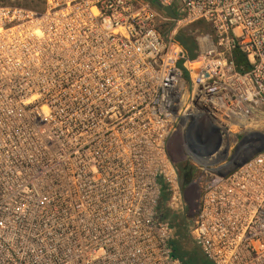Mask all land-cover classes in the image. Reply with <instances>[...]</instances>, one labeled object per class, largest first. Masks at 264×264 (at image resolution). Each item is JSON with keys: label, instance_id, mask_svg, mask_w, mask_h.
Returning <instances> with one entry per match:
<instances>
[{"label": "built area", "instance_id": "built-area-1", "mask_svg": "<svg viewBox=\"0 0 264 264\" xmlns=\"http://www.w3.org/2000/svg\"><path fill=\"white\" fill-rule=\"evenodd\" d=\"M263 116L264 0L0 5V264H182L187 206L208 264H264V149L224 177L193 162L186 189L168 149L193 119L230 150Z\"/></svg>", "mask_w": 264, "mask_h": 264}, {"label": "water", "instance_id": "water-1", "mask_svg": "<svg viewBox=\"0 0 264 264\" xmlns=\"http://www.w3.org/2000/svg\"><path fill=\"white\" fill-rule=\"evenodd\" d=\"M155 4L161 7L158 3ZM162 9L167 15L172 17L175 16L171 8L163 7ZM199 130L204 133V137L200 136ZM178 135H180L181 141L184 142L187 147V150L183 149V155L189 161L201 163L211 156H215L216 159L220 156V158L214 162L217 168L212 170L214 174L220 177H224L233 170L239 168L251 157L264 149V134L261 132H247L238 139L233 152L226 160V155L229 151L228 145L222 138L220 131L207 122L193 119L189 120L184 125L183 130ZM171 139L168 141V149ZM194 157H196V159H194ZM172 159L176 163L173 157Z\"/></svg>", "mask_w": 264, "mask_h": 264}, {"label": "rangeland", "instance_id": "rangeland-1", "mask_svg": "<svg viewBox=\"0 0 264 264\" xmlns=\"http://www.w3.org/2000/svg\"><path fill=\"white\" fill-rule=\"evenodd\" d=\"M0 5L18 6L29 9H39L42 6V0H0ZM184 30H186L192 36H196L204 33H211V28L207 24L201 22H198L191 26H187L184 28ZM263 123H264V116L260 118L256 126L251 127L253 128V132H261L264 134ZM241 136L239 137V139L241 138ZM176 140L177 139L175 137L171 139V142L169 144V151L171 156L176 160L177 168L179 169L181 174H183L184 170H186L185 171L186 174L189 171L188 173L193 174L194 178L198 177L200 174L198 167L195 166L192 161H189L188 159L185 158V156L183 155L184 153L183 151H181L179 154L176 153L175 151ZM234 148L235 147H233L228 151L226 155V160L230 157ZM187 187L188 185L185 186L184 189H186ZM192 196H195L194 189H190L188 191V197H192ZM188 213H189V208L187 206L184 212H179L173 216L174 240L178 243V246L182 251L192 253L194 254V256L198 257L197 259L198 264H208L205 261L204 257L202 256V254L193 247L190 241L188 228H187Z\"/></svg>", "mask_w": 264, "mask_h": 264}, {"label": "trees", "instance_id": "trees-1", "mask_svg": "<svg viewBox=\"0 0 264 264\" xmlns=\"http://www.w3.org/2000/svg\"><path fill=\"white\" fill-rule=\"evenodd\" d=\"M175 40L184 48L190 59H194L196 57L195 50L197 49V45L194 36H192L190 33H188L186 30L183 29L178 31V33L175 36ZM234 58H235V63L238 67H242L244 70L248 69V64L245 58L241 54L235 53ZM185 77H188L187 73H185ZM185 171L186 170H184L183 174L180 173L181 179L183 181V187L189 185L194 178L193 174L188 173L189 171L186 174ZM161 196L162 197L159 203V209L165 210L164 204L168 197V193L165 190V186L162 187ZM164 219H166V211H165ZM172 246H173V255L176 258H178L183 264H189V260H194L192 261L193 263L190 264H198L197 261L198 257L194 256V254L192 253L182 251L179 248L178 243L176 241H173Z\"/></svg>", "mask_w": 264, "mask_h": 264}, {"label": "bare ground", "instance_id": "bare-ground-1", "mask_svg": "<svg viewBox=\"0 0 264 264\" xmlns=\"http://www.w3.org/2000/svg\"><path fill=\"white\" fill-rule=\"evenodd\" d=\"M264 124V123H263ZM262 124V125H263ZM247 129H249V126H247ZM199 132H200V136H202V137H204L203 135H204V133L202 132V131H200L199 130ZM177 140H176V143H175V151H176V153H180L181 151H183V149H185V150H187V147H186V145L184 144V142H182L181 141V137H180V135H178V136H176L175 137ZM224 141H226V139H224ZM219 158H220V156H219ZM218 158V159H219ZM194 159H196V157H194ZM198 159V158H197ZM218 159H215L214 160V158H212L211 160H210V162H207V161H204V163H214V162H216ZM200 163V162H199Z\"/></svg>", "mask_w": 264, "mask_h": 264}, {"label": "flooded vegetation", "instance_id": "flooded-vegetation-1", "mask_svg": "<svg viewBox=\"0 0 264 264\" xmlns=\"http://www.w3.org/2000/svg\"><path fill=\"white\" fill-rule=\"evenodd\" d=\"M192 261H194V260H189V264H190V263H193Z\"/></svg>", "mask_w": 264, "mask_h": 264}, {"label": "crops", "instance_id": "crops-1", "mask_svg": "<svg viewBox=\"0 0 264 264\" xmlns=\"http://www.w3.org/2000/svg\"><path fill=\"white\" fill-rule=\"evenodd\" d=\"M162 211H164L165 212V210H162ZM175 241V240H174Z\"/></svg>", "mask_w": 264, "mask_h": 264}]
</instances>
